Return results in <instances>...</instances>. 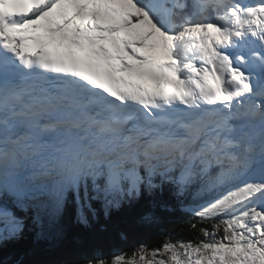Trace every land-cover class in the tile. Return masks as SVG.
<instances>
[{"label":"snow or ice","instance_id":"snow-or-ice-1","mask_svg":"<svg viewBox=\"0 0 264 264\" xmlns=\"http://www.w3.org/2000/svg\"><path fill=\"white\" fill-rule=\"evenodd\" d=\"M165 185L193 239L60 264H264V0H0V248Z\"/></svg>","mask_w":264,"mask_h":264},{"label":"trees","instance_id":"trees-1","mask_svg":"<svg viewBox=\"0 0 264 264\" xmlns=\"http://www.w3.org/2000/svg\"><path fill=\"white\" fill-rule=\"evenodd\" d=\"M169 189L165 185L163 193L142 191L139 198L125 201L118 208L109 209L107 214L103 205L94 201L90 209H84L86 224L77 220L75 206L70 204L58 224L63 231V238L58 241H35L31 222L25 221L23 238L0 248V260L8 264L16 260L24 264H60L82 254L99 252L108 257L114 252H130L140 244L157 247L166 237L173 241L193 239L197 235L190 227L193 217L181 209ZM162 201L170 206L169 210L159 207ZM148 213L155 219L143 222L141 218Z\"/></svg>","mask_w":264,"mask_h":264}]
</instances>
